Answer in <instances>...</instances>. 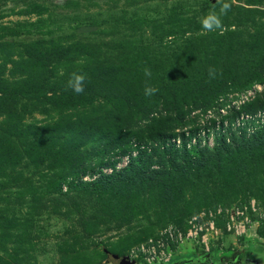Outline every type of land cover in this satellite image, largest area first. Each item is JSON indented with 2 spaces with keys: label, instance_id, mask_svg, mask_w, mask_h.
<instances>
[{
  "label": "rangeland",
  "instance_id": "obj_1",
  "mask_svg": "<svg viewBox=\"0 0 264 264\" xmlns=\"http://www.w3.org/2000/svg\"><path fill=\"white\" fill-rule=\"evenodd\" d=\"M212 11L222 28L208 31L201 21ZM252 72H264V0H0V264H117L122 255L133 264H239L242 251L243 264H264V162L226 195L200 179L193 198L184 181L174 204L158 197L156 180L70 187L160 141L237 142L249 120L240 105L264 84L227 88L205 108L187 85L229 86ZM73 73L85 76L82 93L69 84ZM180 84L177 113L163 101ZM168 116V136L149 137V121ZM253 116L264 123L261 111ZM118 130L130 134L123 154L107 140ZM233 221L237 230L226 229Z\"/></svg>",
  "mask_w": 264,
  "mask_h": 264
},
{
  "label": "trees",
  "instance_id": "obj_2",
  "mask_svg": "<svg viewBox=\"0 0 264 264\" xmlns=\"http://www.w3.org/2000/svg\"><path fill=\"white\" fill-rule=\"evenodd\" d=\"M228 82L232 87L229 88L224 81L216 83L213 87L195 86L194 82L187 85L190 90L202 91L201 94L198 93L197 101L193 103L194 106L207 107L218 95L225 94L227 88L243 90L254 84H264V72H252L241 79L232 77L228 79ZM182 90L181 84L178 85L174 91L166 94V101H163L169 107L172 106V110L177 113L181 107L179 104ZM192 94L195 95L194 92ZM240 108L249 120L241 124L242 135L235 143H225L221 140L216 141L210 147L203 145L201 148H186L183 145L181 148H174L173 145H164L163 141H160L161 149L154 146L152 150L149 149L144 154L137 152L134 157H130L126 165L118 169L114 168V161H109L110 172H103L99 168L96 176L92 179H76L70 183V187L86 189L90 192L119 191L122 185L129 181L156 180L158 182V197L164 202L169 201L170 204H174V198L178 200L175 196L176 190L182 192L178 188L179 185L186 181L194 198L197 196L198 190L206 186L199 183V180L202 179L215 185V190L219 194L226 195L225 191L234 186L233 181L238 179V183L244 182V178L253 174L251 171L256 168V165L260 161L264 162V123H260L259 117L253 116L257 110L264 113V94L255 92V95L246 103L241 104ZM162 118H153L151 122L149 121L147 125L148 133L151 132L149 137L152 135V138L161 137L164 140L168 136L166 129L173 124L174 118L169 116ZM180 118V115L176 117V119ZM248 128L250 133L246 136L245 130ZM129 136L128 132L118 130L117 133L108 134L107 140H109L110 146L119 148L120 154H123L131 145ZM153 154L156 155L154 159ZM151 163H154L156 168L147 171L148 165ZM234 165H236L235 169ZM214 193L212 192V194ZM248 256L249 251L239 252L238 263L243 264Z\"/></svg>",
  "mask_w": 264,
  "mask_h": 264
},
{
  "label": "clouds",
  "instance_id": "obj_3",
  "mask_svg": "<svg viewBox=\"0 0 264 264\" xmlns=\"http://www.w3.org/2000/svg\"><path fill=\"white\" fill-rule=\"evenodd\" d=\"M230 9V4L224 3L220 9V15L226 14V12ZM203 28L208 31H213L215 29L222 28V23L215 11L208 13L201 21ZM146 75H150L151 73L148 70H145ZM85 80V76L80 74L73 73V78L70 80L69 84L72 87L73 91L77 94L82 93L84 91L83 82ZM157 91L156 88L146 87L145 95H152Z\"/></svg>",
  "mask_w": 264,
  "mask_h": 264
},
{
  "label": "built area",
  "instance_id": "obj_4",
  "mask_svg": "<svg viewBox=\"0 0 264 264\" xmlns=\"http://www.w3.org/2000/svg\"><path fill=\"white\" fill-rule=\"evenodd\" d=\"M233 213H236V214L238 215L239 212H238L237 210H236L235 212H231L230 215H229L230 218H231V215H232ZM233 222L235 223V221H233ZM237 223H238V224H237ZM237 225H239V222H238V221L235 223V225H230L229 222H227V223H226V229H230L231 226H232V227H234V228L237 230V227H238ZM208 227H209V228H212V227H213V223H212V221H210V222L208 223ZM127 258H128V257H127ZM128 259H129V258H128Z\"/></svg>",
  "mask_w": 264,
  "mask_h": 264
},
{
  "label": "water",
  "instance_id": "obj_5",
  "mask_svg": "<svg viewBox=\"0 0 264 264\" xmlns=\"http://www.w3.org/2000/svg\"><path fill=\"white\" fill-rule=\"evenodd\" d=\"M117 264H133V260L128 259L125 255L117 258Z\"/></svg>",
  "mask_w": 264,
  "mask_h": 264
},
{
  "label": "flooded vegetation",
  "instance_id": "obj_6",
  "mask_svg": "<svg viewBox=\"0 0 264 264\" xmlns=\"http://www.w3.org/2000/svg\"><path fill=\"white\" fill-rule=\"evenodd\" d=\"M171 264H184L183 262H172Z\"/></svg>",
  "mask_w": 264,
  "mask_h": 264
}]
</instances>
